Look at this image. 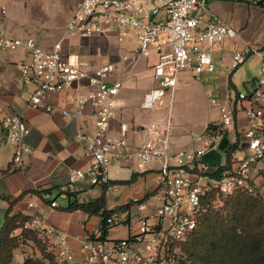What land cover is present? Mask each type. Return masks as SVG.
I'll use <instances>...</instances> for the list:
<instances>
[{
    "label": "built area",
    "instance_id": "built-area-1",
    "mask_svg": "<svg viewBox=\"0 0 264 264\" xmlns=\"http://www.w3.org/2000/svg\"><path fill=\"white\" fill-rule=\"evenodd\" d=\"M205 0H81L66 24V33L83 38L115 34L122 40L130 33L138 43L139 54L157 52L153 76L157 85L145 92L140 103L144 110L165 106L168 92L177 83V75L190 70L195 76L202 68L214 70L212 49L224 37L234 39L238 32L215 13H210L206 24L192 13L195 5L204 8ZM4 14V6H0ZM22 50L25 59L18 63L23 81L31 85L28 105L51 111L47 97L85 80L89 90L83 98H72L78 109L87 104L93 111V130H79L76 137L85 141L90 157L84 168H72L68 182L88 181L92 185L109 182L110 163L125 158L130 151L127 126L120 123L114 133V99L122 82L112 76L115 65L89 68L85 61H73L62 53V42L51 49L42 48L33 37L11 36L0 29V51ZM249 55L258 58L260 75L252 91L241 92L228 85V91L212 98L217 104V120L204 124L200 133L192 136L186 148L170 147L171 124L168 119L143 126L145 138L133 150L135 168L141 173L156 166L160 187V203L149 215L135 216L136 229L125 238H86L80 244L83 259L79 264H181L183 254L178 245L195 228L200 214L221 204V197L235 191L251 195L261 194L254 176L264 179V47L236 49L231 56V67L236 69ZM66 114V110H62ZM243 114V121L239 115ZM0 127L7 140L15 144L13 166L21 163L29 147L23 142L29 129L21 116L6 114ZM234 135V151L242 144L246 155L239 159L231 154L229 163L213 167L202 161L205 152L218 147L220 141ZM220 168L218 177L211 175ZM214 192V198L209 193ZM65 194V187H61ZM56 206V202L50 203ZM144 208L139 204L138 210ZM122 220L118 215L106 218L107 225ZM44 216H30L24 225L42 234ZM2 224L0 223V229ZM47 232H51L45 229ZM59 264H77L76 254L66 245L59 233L48 243Z\"/></svg>",
    "mask_w": 264,
    "mask_h": 264
},
{
    "label": "crops",
    "instance_id": "crops-1",
    "mask_svg": "<svg viewBox=\"0 0 264 264\" xmlns=\"http://www.w3.org/2000/svg\"><path fill=\"white\" fill-rule=\"evenodd\" d=\"M3 1L0 0V6L3 5L1 4ZM80 1L76 0L74 6ZM205 1L204 8L195 5L192 9V13L200 21V27L206 24L210 13H215L238 32L236 38L229 39L233 52L236 49L246 48L247 45L264 47V41L259 39L258 33L254 35L251 29L246 31L249 22L254 20L258 21L260 28L264 26V6L257 4L258 0ZM3 15L0 13V29L15 36L3 27L6 22ZM68 20L69 18L58 37L53 39L46 37L40 43L37 41L38 44L44 49H51L53 44L60 40L62 53L65 57H69L73 61H85L89 68L113 63L115 70L109 81L118 79L122 82L114 99V117L111 120V129L116 133L120 123L126 124L130 151L125 158L112 162L115 176L112 179L109 178V181L128 180L133 174H136V179L128 185L114 184L110 186L105 193L106 206L109 203L108 192L115 191L120 186L122 195L114 198L116 201L114 207L109 209H116L130 201L145 198L139 203L144 205L141 210H138L139 204H135L128 210L116 212L115 215H118L122 221L109 227L105 235L106 239L125 238L136 229L135 216L137 214L149 215L161 201L156 166L153 165L149 170L141 173L137 172L135 168L133 150L146 136L141 128L152 122L168 119L171 124V132L179 130L174 137L170 132V147L172 150H177L188 147L192 136L202 132L207 121L201 124L198 131L191 134L186 144L180 145L186 135L185 128L177 127L171 120L175 88L172 92H168L165 106L162 108L144 110L140 107L145 92L157 85L153 76L157 52L151 50L145 55L139 54L137 40L130 33L122 40H118L115 34H97L89 38L68 35L66 33ZM218 44L221 45L222 42ZM231 56L232 54L228 57L230 60ZM25 57L22 50L0 51V119L6 114L19 115L29 129L23 138L29 151L24 154L19 165L13 166L15 144L7 140L0 127V212L3 213L0 223L3 224L5 213L8 210L10 215L20 214L29 216V219L36 213L43 215L44 226H42V234L40 236L38 234V236L48 247V243L55 238V234L59 233L64 237L66 245L76 254L75 261L79 264L83 259L79 252L81 242L86 238H101L100 217L88 215L80 210H64L69 199L67 194L61 193V187H65L66 191L68 186L72 196L79 202L88 201L101 194V187L92 185L87 180L70 185L68 182L70 169L84 168L90 162V157L85 149V141L77 138L76 133L79 130H93V111L87 104L78 109L72 100V98L85 97L90 88L86 81L82 80L68 90L49 95L46 100L53 106L51 111L33 108L28 105L31 85L24 83L18 68V63ZM191 76L195 75L191 73ZM230 86L236 89L233 84ZM62 110H66L67 113L63 114ZM239 117L243 121V114L240 113ZM179 141L180 143H178ZM225 162L226 155L221 165ZM208 169L211 171V166ZM122 170H126L128 173L122 175L120 173ZM254 182L258 191L264 195V179L256 175ZM93 190H95V194L91 195ZM36 192H40L42 196ZM57 196L62 200V203L56 199ZM150 197L155 200L149 201ZM53 201L56 202V206L50 205ZM45 229L51 232H47ZM20 231L21 229H16L14 234H19ZM32 254V244L30 242L22 244L14 250L10 264H21L27 256H32Z\"/></svg>",
    "mask_w": 264,
    "mask_h": 264
},
{
    "label": "trees",
    "instance_id": "trees-1",
    "mask_svg": "<svg viewBox=\"0 0 264 264\" xmlns=\"http://www.w3.org/2000/svg\"><path fill=\"white\" fill-rule=\"evenodd\" d=\"M234 148L235 145H232L225 153L228 163ZM220 171L218 168L215 173L210 174L218 177ZM135 179L136 174H133L128 180L97 184L101 187V194L85 202H79L73 197L67 186L65 193L69 202L64 210H80L88 215L99 216L101 238H105L108 228L114 226L107 225L106 218L145 200L130 201L116 209H109L105 197L107 189L114 184H131ZM36 193L42 196L40 192ZM214 195V192L209 193V198H214ZM221 203L219 207L200 214L195 228L184 241L176 244L183 254L180 263L264 264V198L235 191L221 197ZM28 219L29 216L10 215L9 210L6 211L0 229V264H10L14 250L27 242L32 244L33 254L27 256L21 264H59L54 254L47 249V244L38 236V232L24 227ZM16 229H21L19 234H14Z\"/></svg>",
    "mask_w": 264,
    "mask_h": 264
},
{
    "label": "rangeland",
    "instance_id": "rangeland-1",
    "mask_svg": "<svg viewBox=\"0 0 264 264\" xmlns=\"http://www.w3.org/2000/svg\"><path fill=\"white\" fill-rule=\"evenodd\" d=\"M76 0H4L3 4L5 13L4 28L7 32L18 37L32 36L39 43L48 38L58 37L63 30V25L73 13L76 6ZM253 30V34H257L259 39L264 41V26L260 28L258 21L249 22L247 30ZM37 42V43H38ZM233 52L229 38L224 37L222 44H214L212 50V63L214 70L207 72L202 68L196 76H191L190 70H185L177 75V83L175 86L171 120L177 127L185 128V140L180 145L188 142L191 134L198 131L201 124L205 121L217 120V104L212 103V98L228 91V85L233 84L238 91H252L255 87L254 81L260 75L259 60L254 55H249L245 61L234 71L231 67V60L228 58ZM230 53V54H229ZM231 83V84H230ZM148 113L147 111H142ZM165 115V114H164ZM178 129L171 132V136L177 134ZM235 136H229V143L232 144ZM239 148L234 151L236 158H243L246 150L239 144ZM202 161L213 167H217L224 162L225 153L217 146L205 152ZM227 160V159H226ZM109 165V178H113L114 167ZM122 175H126L128 171L122 170ZM129 176V174H127ZM95 190L92 191L93 195ZM55 195V194H53ZM122 195V187H118L115 191L107 194V208L114 207L116 196ZM56 199L62 203L57 196ZM153 197L149 201H154ZM222 204V203H221ZM220 204V205H221ZM219 205V206H220ZM3 213L0 212V221H2ZM182 261V259H181Z\"/></svg>",
    "mask_w": 264,
    "mask_h": 264
},
{
    "label": "water",
    "instance_id": "water-1",
    "mask_svg": "<svg viewBox=\"0 0 264 264\" xmlns=\"http://www.w3.org/2000/svg\"><path fill=\"white\" fill-rule=\"evenodd\" d=\"M257 4L264 6V0H258ZM218 148L222 150L224 153H227L231 149V144L229 143V139L227 137H224L218 144Z\"/></svg>",
    "mask_w": 264,
    "mask_h": 264
}]
</instances>
